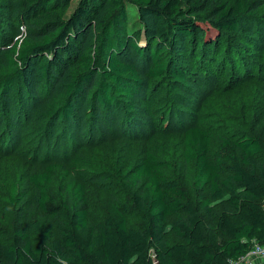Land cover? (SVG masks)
Masks as SVG:
<instances>
[{"label": "trees", "instance_id": "16d2710c", "mask_svg": "<svg viewBox=\"0 0 264 264\" xmlns=\"http://www.w3.org/2000/svg\"><path fill=\"white\" fill-rule=\"evenodd\" d=\"M70 1L13 4L0 0V23L11 10L18 29L25 26L20 47L18 39L6 38L3 44L9 47L6 60L0 61L1 89H15L16 82L25 83L35 73L36 85L45 81L47 86L36 88L40 102L59 121L76 113L75 100L83 96H92L99 111L117 105L121 97L131 104L143 80L135 63L122 54L127 46L150 61V77L169 73L173 90L186 86L187 73L175 57L166 61L163 47L144 49L140 37L130 35L125 0H79L65 14ZM129 1L138 6L141 23L149 16L161 18L155 40L165 43L171 54H179L182 41L193 49L201 42L199 51L209 55V61L225 36L238 37L240 20L257 10L255 0L221 5H212V0ZM211 30L215 34L208 37ZM136 32L142 36L141 30ZM92 38L95 46L89 52ZM63 78L68 81L64 90H56ZM262 154L264 145L258 135L230 138L199 125L189 126L184 132V163L196 165L194 184L200 192L196 201L165 173L154 153L146 152L133 165L123 158L99 159L98 168L119 183L125 197L112 200L97 222L89 219L85 182L75 178L57 186L54 167L47 166L29 176L40 215L24 221L9 239L0 238V264H225L238 260L255 242L264 245ZM81 161L77 157L73 162L80 175ZM132 213L137 223L130 224ZM168 227L178 241L168 238Z\"/></svg>", "mask_w": 264, "mask_h": 264}, {"label": "rangeland", "instance_id": "374dc122", "mask_svg": "<svg viewBox=\"0 0 264 264\" xmlns=\"http://www.w3.org/2000/svg\"><path fill=\"white\" fill-rule=\"evenodd\" d=\"M9 1L15 4L18 0ZM78 1L71 0L64 13L69 14ZM232 1L212 0V5ZM255 4L254 16L240 20L238 37L230 40L225 36L210 54L215 58L209 61V55L199 51L201 42L193 49L182 41L179 54H171L165 43L155 40L154 30L161 18L149 16L141 23L138 6L125 0L122 5L130 35L140 37L138 42L144 49L163 47L166 61L175 57L188 78L186 86L173 90L169 73L150 77V61L127 46L122 54L135 63L143 80L131 104L121 97L117 105L99 111L92 96H83L75 100L76 113L59 121L58 115L52 116L50 107L40 102L36 88L47 86L45 81L36 85L39 77H32L35 73L25 83L16 82L15 89L5 91L0 85V238L9 239L24 221L39 217L37 191L29 176L47 166L54 167L57 186L75 178L85 182L89 219L97 222L112 200L125 197L119 183L98 168L99 159L110 162L123 158L133 165L146 152L154 153L163 162L165 173L177 179L190 199L196 201L200 193L194 184L196 165L193 161L184 163V132L189 126L199 125L212 134L230 138L258 135L264 145V0H255ZM12 14L10 10L0 23V61L6 60V38L18 39L20 47L25 30L23 25L18 29ZM137 30L142 31V36L137 35ZM214 34L211 30L207 35ZM93 38L88 42L89 52L95 46ZM67 82L63 78L56 90H64ZM77 157L84 163L78 166L82 168L81 175L73 167ZM259 158L264 160V154ZM129 221L137 223L138 217L132 213ZM167 230L171 242L178 241L169 227Z\"/></svg>", "mask_w": 264, "mask_h": 264}, {"label": "built area", "instance_id": "2783aa9c", "mask_svg": "<svg viewBox=\"0 0 264 264\" xmlns=\"http://www.w3.org/2000/svg\"><path fill=\"white\" fill-rule=\"evenodd\" d=\"M262 206L264 208V199ZM241 260H246L245 264H259L264 263V245L255 242L253 248L249 250L245 256H242L238 260H229L225 264H237Z\"/></svg>", "mask_w": 264, "mask_h": 264}]
</instances>
